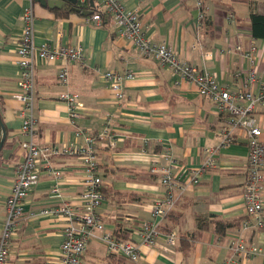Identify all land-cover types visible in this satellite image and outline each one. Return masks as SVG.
<instances>
[{
	"label": "crops",
	"instance_id": "crops-1",
	"mask_svg": "<svg viewBox=\"0 0 264 264\" xmlns=\"http://www.w3.org/2000/svg\"><path fill=\"white\" fill-rule=\"evenodd\" d=\"M121 1L129 9L138 8L144 31L152 40L165 41L183 60L205 67L221 84L234 92L239 90L234 73L241 65L247 66L248 61L229 48L232 43L248 48L253 36L251 11L256 6L264 13V0ZM198 1L204 2V13L213 22L210 29H205L199 19ZM28 3V0H0V115L6 128L0 151V235L16 165L24 157L21 103L14 93L18 90L17 49L24 24L23 11ZM71 7L68 2L62 7L44 6L36 0L34 4L36 44H80L84 48V59L68 62L67 83L58 79V62L38 65L35 102L38 140L80 145L84 136L76 134L78 127L97 137L98 172L104 186L121 192L105 198L100 214L109 231L114 233L117 223L131 230V241L142 251V264H219L228 257L229 238L237 232L243 234L249 247L257 250L255 257L241 264H264V227L256 230L241 227L247 217L243 192L248 144L243 132L232 143L219 147L216 166L208 169L200 183L186 191L175 209L162 220L163 232L177 231L176 244L164 252L163 237L154 246L142 242V224L152 219L153 203L165 190L161 169L170 167L171 160L178 164L174 167L176 172L200 167L209 156V149L221 145L226 116L198 93L193 82L182 79L153 58L139 55L130 41L117 33L112 22L87 23L86 15ZM230 14L235 18L231 19ZM256 41L258 77L264 81V39ZM205 52H210V56L205 57ZM108 70L135 74L126 81L121 101L115 98L105 79ZM253 89L257 92L258 84ZM63 91L80 95L82 116L75 123L69 117L67 105L59 99ZM255 113L264 140V108L258 105ZM105 135L112 136L116 145L110 142L112 137ZM52 163L60 175L41 169L39 182L26 198L25 216L16 225L8 261L1 264H60L66 221L39 211L62 200L78 207L86 174L78 154L55 156ZM153 166L159 171L153 172ZM54 186L59 187L60 195L52 194ZM213 217L235 226L219 235ZM199 219L203 223L209 221V227L199 228ZM194 232L196 237L192 239ZM109 254L106 245L95 239L83 261L115 264Z\"/></svg>",
	"mask_w": 264,
	"mask_h": 264
},
{
	"label": "built area",
	"instance_id": "built-area-1",
	"mask_svg": "<svg viewBox=\"0 0 264 264\" xmlns=\"http://www.w3.org/2000/svg\"><path fill=\"white\" fill-rule=\"evenodd\" d=\"M28 1L23 11L24 24L17 49L18 90L14 93V97L21 103V132L25 137L21 141V146L24 157L16 165L13 189L6 200V218L0 235V264L8 261L11 239L15 234L16 225L25 216L26 198L39 182L41 169L44 168L60 175L59 170L53 169V158L58 155L74 154L81 155L86 174L84 189L80 195V205L76 207L62 200L59 204L39 211L40 214L62 217L66 221L60 264H84L83 256L90 242L95 239L103 242L110 253L124 256L134 264H142L140 246L131 240H118L114 233L106 228L100 214V208L106 196L103 192L104 180L98 172L97 137L87 134L84 129L78 127L76 134L84 136V143L80 145L42 143L38 140V116L35 110L38 65L58 62V79L62 83H67L70 74L68 62L84 59V48L80 44L55 46L49 43L36 44L35 0ZM78 1L81 11L91 10L84 7L86 0ZM198 4L201 6V1H198ZM97 5L99 10H103L105 15L110 17L117 33L129 40L139 55L153 58L159 65L168 67L182 79L193 82L198 93L213 102L219 112L226 116L221 145L209 149L210 154L200 167L176 172L174 167L178 164L171 160L170 167L161 169V183L165 190L153 203L152 219L142 224V242L145 245L154 246L163 237L164 242L161 248L164 252L169 251L176 244L177 231L163 232L161 230L162 220L175 209L184 193L198 185L202 175L216 166L219 147L235 141L240 132L245 134L248 144L247 181L243 192L247 217L243 219L241 227L242 230H256L264 227V140L262 125L255 113L258 105L264 108V81L258 77L257 38L251 37L247 49H243L240 43L230 45L229 51L242 55L248 61L247 66L241 65L234 73L240 83L239 90L234 92L228 86L221 84L210 70L183 60L165 41L152 40L144 31L138 8L129 9L121 0H97ZM99 10H91V14L85 16V21L101 25L104 17ZM229 16L231 19L235 18L234 14ZM203 17L204 14L201 11L199 19L202 20ZM204 56H210V52H205ZM104 76L115 98L121 101L125 96L126 81L133 79L135 74L132 71L108 70ZM257 84L258 91L256 92L253 86ZM59 99L67 105L69 117L75 123L76 119L82 116L80 95L72 91H63ZM110 142L113 146L116 145L113 137ZM151 170L159 171L156 166H153ZM51 191L54 195H60L58 186H54ZM228 249L230 250L228 257L219 264H241L257 254L255 248L248 246L241 232L230 236Z\"/></svg>",
	"mask_w": 264,
	"mask_h": 264
},
{
	"label": "trees",
	"instance_id": "trees-1",
	"mask_svg": "<svg viewBox=\"0 0 264 264\" xmlns=\"http://www.w3.org/2000/svg\"><path fill=\"white\" fill-rule=\"evenodd\" d=\"M204 2L202 1L201 3V11L204 14V17L202 18V24L203 26L208 29L209 27H213V22L208 18V16L204 13L205 12V6L203 4ZM70 6L75 5L79 6V1L77 0L76 4H73L72 2H68ZM84 7H88L89 9L93 11L99 10V7L97 5V0H86L84 3ZM67 11H69L67 9ZM102 12V15L104 17L103 24L108 25L111 22V19L109 16L105 15V12L103 10H99ZM58 13H64L61 11H58ZM251 20H252V35L257 38V39H264V13H261L256 6L253 7L251 11ZM6 139V138H5ZM103 192L106 197L111 198L114 197L116 194H120V191H116L111 188L103 187ZM213 222L216 223V230L215 232L218 233L219 235H224L226 233L227 229H231L235 226V223L233 222H228L224 221L219 217H213L212 219ZM243 221V220H242ZM202 222V219H199V228H208L209 227V221H205V223ZM242 224V222H241ZM163 230V229H162ZM131 230L127 229L120 223H117L115 226L114 230V236L118 240H131ZM169 232V231H168ZM196 237L195 232L192 233V239ZM192 245V243H190ZM110 257L114 260L115 264H134L132 263L129 259H127L124 256L118 255V254H109Z\"/></svg>",
	"mask_w": 264,
	"mask_h": 264
},
{
	"label": "water",
	"instance_id": "water-1",
	"mask_svg": "<svg viewBox=\"0 0 264 264\" xmlns=\"http://www.w3.org/2000/svg\"><path fill=\"white\" fill-rule=\"evenodd\" d=\"M36 1L41 3L44 6H49V7H62L66 2H72L73 4H76V2H77V0H36ZM71 9L78 11V12H82V14H84V15L91 14V12H92L91 10L81 11V9L75 5H72ZM0 128L2 131V137L0 139V151H1L3 141H4L5 136H6V128H5V125L2 121L1 115H0Z\"/></svg>",
	"mask_w": 264,
	"mask_h": 264
}]
</instances>
